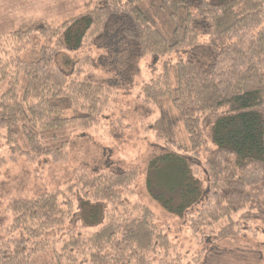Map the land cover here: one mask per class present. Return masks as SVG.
I'll return each mask as SVG.
<instances>
[{
    "label": "trees",
    "instance_id": "trees-1",
    "mask_svg": "<svg viewBox=\"0 0 264 264\" xmlns=\"http://www.w3.org/2000/svg\"><path fill=\"white\" fill-rule=\"evenodd\" d=\"M105 60L115 83L100 77ZM145 60L161 69L139 85L154 114L141 132L166 152L149 164L151 197L215 244L264 234V0H85L72 17L0 34V168L66 165L73 131H102L120 147L130 127L113 114L118 89ZM138 179L136 167H81L10 199L0 264L166 261L171 244L135 197Z\"/></svg>",
    "mask_w": 264,
    "mask_h": 264
},
{
    "label": "rangeland",
    "instance_id": "rangeland-1",
    "mask_svg": "<svg viewBox=\"0 0 264 264\" xmlns=\"http://www.w3.org/2000/svg\"><path fill=\"white\" fill-rule=\"evenodd\" d=\"M84 1L0 0V34L12 32L26 19L62 21L77 14ZM147 62H141L140 72L130 84L119 86L122 88L118 89L113 114L123 117L130 127L122 145L117 146L118 148L111 146L102 131H73L70 136L69 160L64 166L53 167L44 161L28 164L24 159L8 163L0 168V213L10 199L33 197L50 191L68 182L73 172L81 167L112 172L136 167L139 170V179L135 197L153 212L158 224L165 227L172 247L166 261L154 260L151 264H264V234H258L256 238L228 239L215 244L206 238L193 236L183 217L165 210L151 197L146 185L149 164L160 162L161 156L166 152L151 135L141 132V121L148 122L154 114L137 98L139 85L161 69L158 64L150 71L147 69ZM110 63V60H105L100 65V77L112 84L119 75L112 72L115 62L111 63L112 70L109 69ZM1 155L6 156L4 152ZM169 194L172 202H176L180 193L175 190ZM190 197L187 195V199ZM177 205L175 203L174 207Z\"/></svg>",
    "mask_w": 264,
    "mask_h": 264
}]
</instances>
